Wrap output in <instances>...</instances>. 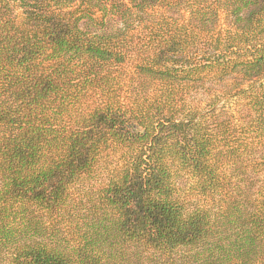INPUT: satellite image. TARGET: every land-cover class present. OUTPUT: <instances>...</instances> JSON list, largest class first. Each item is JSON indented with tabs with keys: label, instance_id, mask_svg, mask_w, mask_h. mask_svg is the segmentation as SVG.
<instances>
[{
	"label": "trees",
	"instance_id": "trees-1",
	"mask_svg": "<svg viewBox=\"0 0 264 264\" xmlns=\"http://www.w3.org/2000/svg\"><path fill=\"white\" fill-rule=\"evenodd\" d=\"M0 264H264V0H0Z\"/></svg>",
	"mask_w": 264,
	"mask_h": 264
}]
</instances>
